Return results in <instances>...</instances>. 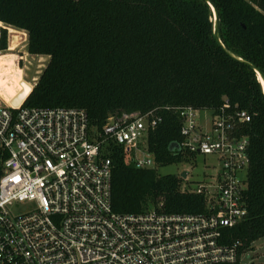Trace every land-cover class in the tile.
<instances>
[{
  "label": "trees",
  "instance_id": "16d2710c",
  "mask_svg": "<svg viewBox=\"0 0 264 264\" xmlns=\"http://www.w3.org/2000/svg\"><path fill=\"white\" fill-rule=\"evenodd\" d=\"M0 0V22L12 26L10 49L25 39L28 53L50 58L23 103L34 108H78L101 130L108 119L166 107L217 111L228 100L252 116L245 202L248 217L226 232L242 256L264 238V0ZM25 32L19 31V30ZM8 49L7 32L0 46ZM234 57L243 60V63ZM33 86L13 53L0 54V96L17 106ZM149 134L158 167L187 161L180 152L182 121L175 112ZM112 205L119 214H141L163 204L167 214L205 211L202 196L183 193L181 176L140 170L110 144Z\"/></svg>",
  "mask_w": 264,
  "mask_h": 264
},
{
  "label": "built area",
  "instance_id": "2783aa9c",
  "mask_svg": "<svg viewBox=\"0 0 264 264\" xmlns=\"http://www.w3.org/2000/svg\"><path fill=\"white\" fill-rule=\"evenodd\" d=\"M11 26L0 22V46ZM4 51L0 48V54ZM162 111L182 121L181 154L213 157L215 178L181 190L205 199L199 214H167L163 204L141 214L112 205L113 165L106 151L121 147L140 170L156 169L149 134ZM193 107L110 117L101 130L78 108L14 107L0 101V264H237L226 232L248 217L245 193L252 116L226 100L204 132ZM186 161V160H185ZM21 205L30 206L17 212Z\"/></svg>",
  "mask_w": 264,
  "mask_h": 264
},
{
  "label": "rangeland",
  "instance_id": "374dc122",
  "mask_svg": "<svg viewBox=\"0 0 264 264\" xmlns=\"http://www.w3.org/2000/svg\"><path fill=\"white\" fill-rule=\"evenodd\" d=\"M25 39H20L19 46L15 51H4L3 53H13L17 58V66L23 71V79L35 86L37 81L46 68L50 58L48 56H35L29 55L27 43H24ZM0 101H6L0 96ZM7 102V101H6ZM8 103V102H7ZM213 118V112L211 110H205L200 112L198 122L202 126L204 132H211V120ZM217 161L213 157H207L204 155H197L195 160L182 161V163L174 164L166 167H156V171L160 176L175 175L181 176L184 172H187V178L183 179L181 190H194L200 184H207L211 182L212 178H215L218 172ZM30 209V206L21 205L18 207L17 212H24ZM240 264H264V238L255 242L252 248L247 251L241 258Z\"/></svg>",
  "mask_w": 264,
  "mask_h": 264
},
{
  "label": "water",
  "instance_id": "95a60500",
  "mask_svg": "<svg viewBox=\"0 0 264 264\" xmlns=\"http://www.w3.org/2000/svg\"><path fill=\"white\" fill-rule=\"evenodd\" d=\"M206 3L209 4V6L212 8V11H213V14H214V24H215V29H214V34H215V38L217 40V42L220 44V46L224 47L222 42H221V39H220V16H219V11L218 9L216 8V6L214 5V3L211 1V0H202ZM236 60L240 61L243 63V60L239 59V58H236L234 57ZM251 69H253L258 75H261L262 79L264 80V74L262 73V71L255 65L251 64V63H246ZM36 86V85H35ZM34 87L28 92V94H26L24 96L23 99H20V104L17 105V106H20L22 105L26 99L28 98V96L31 94V92L33 91ZM13 106V105H12ZM17 106H14V107H17ZM181 177L183 179H186L187 178V172H184Z\"/></svg>",
  "mask_w": 264,
  "mask_h": 264
},
{
  "label": "crops",
  "instance_id": "0c3cea01",
  "mask_svg": "<svg viewBox=\"0 0 264 264\" xmlns=\"http://www.w3.org/2000/svg\"><path fill=\"white\" fill-rule=\"evenodd\" d=\"M12 27V26H11ZM13 28V27H12ZM17 30H19V29H17ZM19 31H22V30H19ZM22 32H25V31H22ZM25 34L26 35H28L26 32H25ZM27 47H28V36H27ZM8 50H10V52H13V51H11V49H10V43H9V48L6 50V51H8ZM30 55V54H29ZM40 57V56H39ZM37 84V83H36ZM33 86V85H32ZM33 87H35V86H33Z\"/></svg>",
  "mask_w": 264,
  "mask_h": 264
},
{
  "label": "bare ground",
  "instance_id": "6f19581e",
  "mask_svg": "<svg viewBox=\"0 0 264 264\" xmlns=\"http://www.w3.org/2000/svg\"><path fill=\"white\" fill-rule=\"evenodd\" d=\"M259 76V80L260 82L262 83L263 87H264V80L262 79L261 75H258Z\"/></svg>",
  "mask_w": 264,
  "mask_h": 264
}]
</instances>
